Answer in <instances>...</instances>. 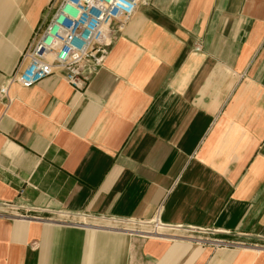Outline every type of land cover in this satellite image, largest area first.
I'll use <instances>...</instances> for the list:
<instances>
[{
	"label": "crops",
	"instance_id": "1",
	"mask_svg": "<svg viewBox=\"0 0 264 264\" xmlns=\"http://www.w3.org/2000/svg\"><path fill=\"white\" fill-rule=\"evenodd\" d=\"M59 0H0V88ZM200 50H196V46ZM0 98V264H264V0H147L88 87ZM65 209L210 229L237 245L34 219Z\"/></svg>",
	"mask_w": 264,
	"mask_h": 264
},
{
	"label": "built area",
	"instance_id": "2",
	"mask_svg": "<svg viewBox=\"0 0 264 264\" xmlns=\"http://www.w3.org/2000/svg\"><path fill=\"white\" fill-rule=\"evenodd\" d=\"M145 1L60 0L46 26L24 50L13 74L0 88V98L10 103L8 88L11 84L31 86L56 71L61 72L75 90L86 89L104 65L115 37ZM200 49L197 45L196 50ZM19 209L44 212L13 202H0V217L25 218L26 214L16 212ZM33 217L53 224L123 233L130 237L180 240L213 249L237 245L233 240L215 236L210 229L162 222L159 214L142 219L58 209Z\"/></svg>",
	"mask_w": 264,
	"mask_h": 264
},
{
	"label": "rangeland",
	"instance_id": "3",
	"mask_svg": "<svg viewBox=\"0 0 264 264\" xmlns=\"http://www.w3.org/2000/svg\"><path fill=\"white\" fill-rule=\"evenodd\" d=\"M59 1H60V0H59ZM59 1H58V2H59Z\"/></svg>",
	"mask_w": 264,
	"mask_h": 264
}]
</instances>
